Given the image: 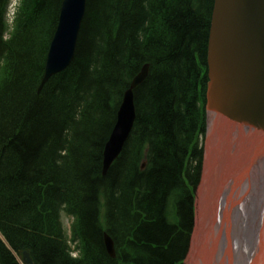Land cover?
I'll return each mask as SVG.
<instances>
[{
    "label": "trees",
    "instance_id": "obj_1",
    "mask_svg": "<svg viewBox=\"0 0 264 264\" xmlns=\"http://www.w3.org/2000/svg\"><path fill=\"white\" fill-rule=\"evenodd\" d=\"M6 1L0 264H19L23 251L32 264H183L202 165L214 0H86L71 63L39 91L62 0H22L4 37ZM143 64L132 130L102 174L104 143ZM62 212L72 217L69 235Z\"/></svg>",
    "mask_w": 264,
    "mask_h": 264
},
{
    "label": "water",
    "instance_id": "obj_2",
    "mask_svg": "<svg viewBox=\"0 0 264 264\" xmlns=\"http://www.w3.org/2000/svg\"><path fill=\"white\" fill-rule=\"evenodd\" d=\"M85 2L62 0L38 90L70 62ZM206 64V114L214 111L222 120L251 127L264 138V0H214ZM146 74L144 64L123 94L116 121L104 144L102 174L119 155L130 133L135 117L132 91ZM103 241L107 253L114 257L110 236L104 233ZM22 259L25 264H32L26 251Z\"/></svg>",
    "mask_w": 264,
    "mask_h": 264
},
{
    "label": "bare ground",
    "instance_id": "obj_3",
    "mask_svg": "<svg viewBox=\"0 0 264 264\" xmlns=\"http://www.w3.org/2000/svg\"><path fill=\"white\" fill-rule=\"evenodd\" d=\"M220 117L207 114L209 147L188 264H264V138Z\"/></svg>",
    "mask_w": 264,
    "mask_h": 264
},
{
    "label": "rangeland",
    "instance_id": "obj_4",
    "mask_svg": "<svg viewBox=\"0 0 264 264\" xmlns=\"http://www.w3.org/2000/svg\"><path fill=\"white\" fill-rule=\"evenodd\" d=\"M208 124V123H207ZM207 124L205 125V131L203 134H201L199 136V143L200 146L202 147V165H201V172H200V177H199V181L197 183L196 186V190H195V201H194V207H195V211H194V223H193V230H192V237H191V245L189 246L188 252L186 254V257L184 259L183 264H188V258L192 249V245H193V241H194V237H195V233H196V229H197V225H198V219H199V214H200V197H201V193H200V186L202 184L203 178H204V173H205V152H206V148L209 147V143L206 144V136H207ZM60 219L62 222V225L67 233V235L70 234V225L72 222V218L68 215H66L64 212H62L60 214ZM244 236V235H243ZM242 236V237H243ZM247 237V236H245ZM71 247L73 248V244L71 243ZM71 248V249H72ZM73 253H76L75 251H73Z\"/></svg>",
    "mask_w": 264,
    "mask_h": 264
}]
</instances>
